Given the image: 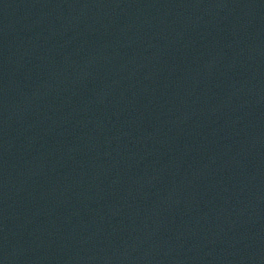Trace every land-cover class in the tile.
Masks as SVG:
<instances>
[{
  "label": "water",
  "instance_id": "95a60500",
  "mask_svg": "<svg viewBox=\"0 0 264 264\" xmlns=\"http://www.w3.org/2000/svg\"><path fill=\"white\" fill-rule=\"evenodd\" d=\"M0 264H264V0H0Z\"/></svg>",
  "mask_w": 264,
  "mask_h": 264
}]
</instances>
